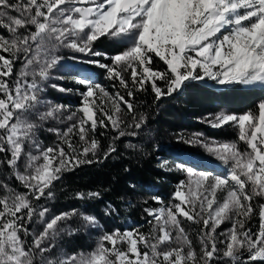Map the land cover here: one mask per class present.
<instances>
[{
	"label": "snow or ice",
	"instance_id": "snow-or-ice-1",
	"mask_svg": "<svg viewBox=\"0 0 264 264\" xmlns=\"http://www.w3.org/2000/svg\"><path fill=\"white\" fill-rule=\"evenodd\" d=\"M0 28L9 33V37L0 35V52L8 54L0 55V153L7 155L0 163H6L28 190L17 193L8 188L0 197V264H214L221 259L225 264H264V204L259 205L258 232L245 227L256 211L253 199L264 198V103L259 105L258 115L221 113L209 121L213 128L235 124L238 140L247 149L242 151L236 142L204 144L219 160L230 164L229 177L189 170L188 180L174 193L178 202L144 209L153 218L147 233L116 230L104 234L89 253L56 256L45 254L52 252L51 241L62 230L60 222L70 214L44 220L43 231L34 235L30 244L21 235L30 234L25 223L32 221L35 212L32 200L51 197L53 182L70 166L93 162L87 157L96 156L99 144L89 132L108 126L104 118L97 119V110L118 133L116 139L137 135L136 130L144 123L142 117L139 121L133 117L134 123L128 127L134 130L121 129L122 106L131 112L132 103L119 93L111 97L100 85L79 78L76 82L86 88L80 93L83 99L78 111L82 117L63 132L50 129L62 137L68 151L60 146L41 149L34 139L40 125L28 115L41 105L46 110L37 113L40 121L55 120L63 114V106L51 105L39 96L63 59L58 55L61 48L109 58L94 49L95 41L101 37L119 41L124 50L110 57L112 66L99 60L85 62L105 68L109 78L118 79L125 89L129 84L123 73L130 69L135 90H144L150 82L157 98L171 95L186 81L205 77L220 84H264V0H0ZM154 57L167 66L166 71L151 67ZM21 59L22 70L10 85L7 78L13 74L14 62ZM157 80L165 82L166 92L157 86ZM101 95L112 100L111 112L103 108ZM127 95L134 93L130 90ZM75 117L73 113L66 118ZM72 135H78L82 148L73 145ZM199 136L186 142L200 143ZM26 141L32 142L30 146L38 154L25 151ZM114 151L110 145L107 154ZM21 164L23 171H17ZM218 191L225 193L222 201L217 198ZM46 212L40 211L39 216L44 218ZM180 217L202 223L199 252ZM82 219L97 223L87 215ZM225 221L231 222V228L217 234ZM218 235L224 238L218 241ZM244 253L247 260L242 259Z\"/></svg>",
	"mask_w": 264,
	"mask_h": 264
},
{
	"label": "trees",
	"instance_id": "trees-1",
	"mask_svg": "<svg viewBox=\"0 0 264 264\" xmlns=\"http://www.w3.org/2000/svg\"><path fill=\"white\" fill-rule=\"evenodd\" d=\"M1 32H4L2 28H0ZM93 46L108 56L120 52V47L105 41L103 37L95 41ZM154 59L156 60V57ZM158 62L156 66L151 65V67L166 71L167 66L159 59ZM98 74H95V79L99 82ZM124 78L129 84L128 89L121 87L116 81H110L108 84L133 105L131 112L122 106L121 129L131 132L134 129L128 125L134 123L133 117L136 121L143 118L144 123L139 130H136L137 135L131 140L127 137L116 139L118 133L97 110V119L104 118L108 126H98L94 133L89 132V137L94 138L99 144L96 156L89 154L87 157L93 162L81 163L63 171L60 179L53 182L51 197L45 195L41 200L58 215L68 213L70 217L73 215L94 217L97 224L106 232L116 230L123 232L132 229L144 232L146 221L150 218L144 209H155L159 204L166 203L172 190L171 185L179 182L171 172L160 171L156 160V156L159 155L166 158L165 148L173 149L168 142H173L171 135L176 132V128L197 131L205 138L217 142H237L238 135L234 128L210 129L196 122V119L218 112L237 116L249 112L258 115V107L264 101V88L245 87L237 83L215 85L213 82L189 80L167 97L164 100L166 106L160 108L158 104L162 99L156 97L150 82L144 85V90L136 91L130 74L126 73ZM60 83L64 89L82 91V87L74 81ZM156 84L164 91L162 88L166 85L164 81ZM130 90L134 93L131 97L127 95ZM51 97L63 100L61 96L51 95ZM75 106L78 104L76 103ZM146 132L154 141L148 139ZM110 145L115 147V151L107 154ZM155 146L163 148L156 150ZM64 149L67 150L65 147ZM178 149L189 155L198 154L186 146ZM4 160L6 157H0V161ZM8 188L14 189L17 193L24 191L13 170L6 163H0V197L7 194ZM91 193L99 195L89 196ZM81 195L83 199L80 198ZM154 197L160 202H155L157 199ZM251 220V223H247V227L251 231H256L259 220L257 210L251 216ZM128 222H130L129 228L125 226ZM69 224L73 234H68V237L63 238L61 242L67 248L72 244L78 246L81 243L77 235L80 233L79 228L72 225L71 221ZM182 226L188 229L190 234H199L195 223L184 220ZM70 239H74V242H70ZM219 262L215 261L214 264H220ZM251 264H260V262H251Z\"/></svg>",
	"mask_w": 264,
	"mask_h": 264
},
{
	"label": "rangeland",
	"instance_id": "rangeland-1",
	"mask_svg": "<svg viewBox=\"0 0 264 264\" xmlns=\"http://www.w3.org/2000/svg\"><path fill=\"white\" fill-rule=\"evenodd\" d=\"M15 15V13H13ZM31 27V26H30ZM4 30V32H1L0 35H3L5 37H9V33L7 32L6 29L2 28ZM34 30V28L32 29ZM21 32H23L24 30L21 29ZM105 41H109L112 43H115L116 46L120 47V52L117 54H120L123 50L124 47L122 46V44L114 39H110L107 37H103ZM94 47V46H93ZM95 50H98L96 48H94ZM100 51V50H98ZM115 54V55H117ZM0 55H5L7 56L8 54L0 52ZM58 55L63 57V59L59 62V64L56 66V68H54L52 70V79H50L49 81H47V83L44 85L43 91L39 94L40 99L42 101L45 102H50L51 105H61L63 106V114L58 118V119H48L45 121H40L38 119V112H43L46 109L41 105L38 106L37 109H34L29 115H28V119L37 123L38 125H40L39 127H37L35 129L34 132V139L35 141H37L40 145L41 149H46L48 147H65L68 151L67 145L63 143L62 141V137L58 136L56 134L55 131H50V129H55L58 130L60 132L65 131L71 124H73L74 122H76L77 119H79L80 117H82V113H80L78 111V109L82 106V96L80 95V93L85 92L86 88L84 85L79 84L82 87V91H76L73 89H70L71 91H60L57 88H53L51 85L52 84H56L61 86L62 81H74L75 83L76 80H78L79 78H84L86 80H88L89 82L96 84V85H100L111 97H116V94L118 93L117 90H115L112 86H110V84H108V82L110 81H116L117 83H119V80L116 79H110L108 72L105 68H101L99 66H97L94 63H86L85 61L92 59V60H99L100 63L103 64H107L109 66L113 65V61L110 59V57H113L115 55L112 56H108L109 58H105V57H89V56H84L81 53L78 52H73L67 48H61L58 52ZM70 57H75V59H70ZM10 58V57H9ZM159 58H156V60H153L152 65L156 66L159 62H158ZM22 66H23V59L15 61L14 62V66H13V74L11 76H9L7 79L10 83V85L12 83L15 82V80L18 78L19 73L22 70ZM79 69L83 70L84 72V77H80L79 76ZM200 70L197 69V72H199ZM96 73L98 74V77L100 78V81L98 82L95 77H96ZM126 73L130 74V69L128 71H125L123 73V75H125ZM66 77L65 79H56V77ZM75 78V79H73ZM130 78L132 79L131 75ZM139 78V77H138ZM31 79V77H29V80ZM195 81H204V82H213L215 85H226V84H220L217 82V80H213V79H209L207 77H205L204 79H194ZM105 82V83H104ZM157 83L162 82V80H157ZM242 85H246V86H255V87H260V88H264V84H260V83H254V84H242ZM63 88V87H62ZM162 88H164V91L166 92V85L163 86ZM177 91V90H176ZM174 91V92H176ZM173 92V93H174ZM51 95H56V96H61L63 100H58L55 99L53 97H51ZM170 95H163L160 97V99H162L159 102V107H163L166 106V102L164 100H166L167 97H169ZM99 99L103 100V108L106 109L107 111L111 112L113 109V103L112 100L109 99V97L106 96H99ZM76 103L78 104V106H75ZM264 103V101L262 102ZM174 104V101H173ZM95 105H93L94 107ZM126 108V107H125ZM76 113V117L74 118V120H68L66 117ZM223 112H218V113H213L211 115H207L204 116L201 119H196V122H198L199 124H203L205 127L210 128V129H217V128H213L210 126L209 121L214 120L215 116L218 114H221ZM240 116V115H238ZM227 127H231L234 128L237 132L238 135V127L233 124V123H229L226 125H223L222 127H218V128H227ZM196 134H200L199 139H200V143H188L186 141H191L195 138ZM146 135L148 137V139L150 141H154L151 140L152 136H150V134ZM136 136V135H135ZM135 136H123V137H119L121 139H123L124 137H127L128 140L134 139ZM172 140L173 142H168L170 147H173V149H166L164 150V153L166 154V158L162 157V156H156V160L158 162V167L160 169V171L162 172H171L173 175H175L178 178V183L177 184H172V190L171 193H169V197H168V201L166 203L163 204H159L158 207H156L155 209L161 208V207H167L169 205H171L172 203H176L178 201H174L173 197H174V193L175 191L178 189V187L181 185L182 182H186L188 180V171L192 170L193 172H204V173H208L211 174L212 176H219L221 178H225V177H229V173H230V164H225L223 161L219 160L213 153L209 152L205 147L204 144H212V143H231V142H217L214 140H210L208 138H205L201 133L194 131V130H189L187 128H176V132H174L172 135ZM71 140L73 145L77 148L80 149L81 147H83V143L79 141L78 135H72L71 136ZM31 141H26L25 143V151L26 152H32L33 154H38L36 148L31 147ZM239 146V148L243 151L247 149L246 144H244L243 142L237 140L236 142ZM81 146V147H80ZM188 147L190 150H194L195 155H189L187 154V152L182 151L178 148L180 147ZM80 147V148H79ZM156 150H162L163 147L159 146H155ZM3 154V155H1ZM5 155V156H4ZM181 155V156H180ZM7 158L5 153H0V157ZM183 157V158H179ZM26 159V157H22V160ZM190 161H195V163H191ZM198 161H204L205 163L201 164L198 163ZM209 163H212L213 165H215V167L218 166V168H221L222 170H220L221 172L217 171L216 169H211L209 168L208 165ZM203 165V166H202ZM217 165V166H216ZM71 168V166H70ZM214 168V167H213ZM17 171H23V164L20 165V167L17 169ZM20 186L24 189L23 193H27L28 190L25 189L23 187V185L21 184V182L19 181ZM231 183V182H230ZM225 195L224 192H220L218 191L217 193V198L218 200L223 199V196ZM29 199H31V196H29ZM157 200H155L156 202ZM254 208L259 211V205L260 204H264V198H260V197H255L252 201ZM32 205L35 209V212L33 214V218L32 221L30 223H25V227L28 228L29 230V235L27 237H24L23 234L22 238L25 239L29 244L31 243L33 236L37 235L39 233H41L44 229V220L50 219L52 216H56L58 214H56V212L52 211L48 206L47 203L43 202L41 199L40 200H32ZM215 207V205H214ZM44 209H47V212L45 213V217L41 218L39 216V212L43 211ZM26 211V210H25ZM253 216V214H252ZM153 218L150 217L148 219V221H146L145 227H144V232L143 233H147L151 226L149 224V221L152 220ZM180 219L182 220V222L184 221V218L180 217ZM69 221H71V224L74 225L75 227L79 228V234H77L80 237V241L81 243L77 246H73L70 245L68 248L64 245L61 244L62 239L65 237H68L69 231H70V224ZM251 218L246 222L245 227H247V223H251ZM196 225V229H199V234L198 235H193L190 234V231L188 229H185L187 234L189 235V238L192 241V244L194 246V248H196V250L199 252L200 249V230L203 227L202 223H195ZM259 225H260V218L258 220V226L256 231L252 230L253 233H257L259 230ZM60 226H61V232L60 234L56 237L55 240L51 241V243L54 245L52 252L51 253H46L45 255H52V256H56V255H72V254H78V253H89L91 251H93L98 242L100 241V238L106 234V233H113L115 231H111V232H106V230H104L100 225H98L97 223L95 225L88 223L86 221H84L82 219L81 216H77V215H73L72 217L68 218V219H64L60 222ZM127 228L130 227V222L126 223L125 225ZM232 226L230 221H225L224 223H222L218 228H217V234L221 233V232H227L228 229H230ZM126 231H135L134 229L132 230H126ZM121 232V231H120ZM125 232V231H123ZM224 237L221 236H217V240L219 241L220 239H223ZM70 242H74V239H70ZM123 247V246H121ZM218 247L223 248V245L218 244ZM243 260H247L248 259V254L244 253L243 255ZM220 264H225V260L221 259L219 260Z\"/></svg>",
	"mask_w": 264,
	"mask_h": 264
},
{
	"label": "bare ground",
	"instance_id": "bare-ground-1",
	"mask_svg": "<svg viewBox=\"0 0 264 264\" xmlns=\"http://www.w3.org/2000/svg\"><path fill=\"white\" fill-rule=\"evenodd\" d=\"M79 76L80 77H84L85 75H84V72H83V70H81V69H79ZM181 156V155H180ZM179 156V158L181 159V158H183V157H180ZM191 163H195V161H190ZM198 163H201V164H203V163H205L204 161H198ZM208 164V163H207ZM209 165H211V166H209ZM203 166V165H202ZM206 166H209V168H211V169H216L217 171H219V172H221L220 170H222L221 168H218V166L217 167H215V165H213L212 163H209L208 165H206ZM214 167V168H213Z\"/></svg>",
	"mask_w": 264,
	"mask_h": 264
}]
</instances>
